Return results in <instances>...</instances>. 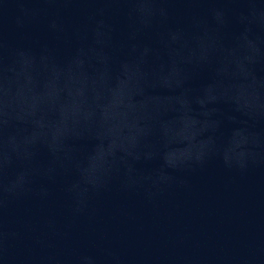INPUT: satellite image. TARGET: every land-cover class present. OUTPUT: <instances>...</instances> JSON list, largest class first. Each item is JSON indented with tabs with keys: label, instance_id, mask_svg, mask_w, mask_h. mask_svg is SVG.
Masks as SVG:
<instances>
[{
	"label": "water",
	"instance_id": "water-1",
	"mask_svg": "<svg viewBox=\"0 0 264 264\" xmlns=\"http://www.w3.org/2000/svg\"><path fill=\"white\" fill-rule=\"evenodd\" d=\"M94 7L0 0V34L11 47L23 46L38 57H24L23 87L14 102L0 89L5 101L0 115L6 110L38 121V138L58 148L69 131L74 137H102L83 175L68 159L66 167L49 173L48 149L41 144L43 167L29 176L26 191L5 195L0 203V264H264V123L258 143L240 132L229 139L227 118L238 114L223 101L233 95L223 85L213 87L203 105L169 96L162 88L155 90L157 98L134 109L127 107V95L115 103L110 89L116 64L106 54L121 53L105 47V32L95 37L84 33ZM194 7L203 14L210 5ZM36 8H47L49 14L61 9L64 31H49L47 16L33 17ZM112 22L120 30L125 27L122 17ZM77 27L86 44L93 39L97 43L81 57L83 64L69 66L81 42ZM232 68L229 65L228 71ZM134 99L143 97L137 94ZM170 108L185 119L146 136V126ZM191 116L199 118L195 126ZM218 119L223 127L216 133ZM133 138L140 141L136 171L128 175L123 162L108 166L113 142L117 157L131 159L127 151H137ZM165 141L177 157L183 152L191 159L175 168L144 159L163 150ZM94 143L74 140L76 154L83 157ZM198 154H203V162L196 161Z\"/></svg>",
	"mask_w": 264,
	"mask_h": 264
},
{
	"label": "clouds",
	"instance_id": "clouds-1",
	"mask_svg": "<svg viewBox=\"0 0 264 264\" xmlns=\"http://www.w3.org/2000/svg\"><path fill=\"white\" fill-rule=\"evenodd\" d=\"M32 2L42 5L77 3L96 6L87 15V24L83 31L85 34L91 33L93 37L105 32V47L119 49L121 53L119 56L106 54L116 64L115 86L110 89L113 96L117 97L115 103H122L127 95V107L134 109L137 104L143 106L147 101L157 98L155 90L162 88L169 96L183 97L189 103L195 99L203 105V97L213 87L223 85L225 89L233 92V95L223 97V101L238 114L227 118L230 122L229 139L240 132L246 134V138L250 136L254 142H259V126L264 123V0ZM202 4L210 5L203 14L194 7ZM177 5L184 7H175ZM31 11L34 18L40 15L48 17L49 31H64L61 9L52 14H49L47 8ZM117 17L123 18V30L112 22ZM17 23L23 27L19 19ZM75 32L81 42L69 58V66L73 62L83 64L81 57L86 51L94 50L97 43L93 39L86 44L80 27ZM25 56H31L33 61L38 58L31 49L23 46L11 47L0 34V89L7 94L9 102L15 101L18 90L23 87L20 73L23 71ZM229 65L233 66L231 71H228ZM106 70L111 69L109 67ZM137 94L143 99L136 101L134 97ZM4 102V98L0 97V103ZM103 115L106 116L107 113L104 112ZM153 119L154 124L146 126V136L166 130L168 125L181 123L185 118L170 108L159 112ZM37 123L36 120L26 119L19 114L12 115L6 110L0 115V203L5 195L18 196L26 191L29 176L43 167L39 161V152L41 144L46 142L36 134ZM190 123L195 126L199 123V118L191 116ZM222 127L223 121L218 119L214 132H221ZM194 136L195 133L191 138ZM77 139L94 140L96 143L81 157L75 151L74 140ZM101 145L102 137L99 133L74 137L70 131L66 132L59 141V148L46 143L49 153L48 172H55L57 166L66 167L65 160L68 159L74 161L76 169L83 175L87 171V164ZM132 145L137 151H127V156L131 157L127 159L125 156L117 157L113 142L107 157L108 166L123 162L128 175L136 171L135 165L141 161L140 141L133 138ZM144 159H159L161 168L165 165L175 168L180 163H186L191 156H185L181 152L180 157H177L174 150L167 148L165 141L163 150L149 152ZM195 159L203 162L204 156L198 154ZM42 192L46 194L47 190L42 189Z\"/></svg>",
	"mask_w": 264,
	"mask_h": 264
}]
</instances>
